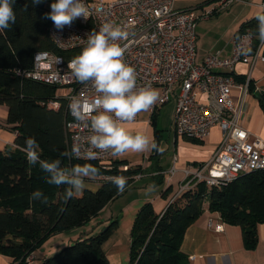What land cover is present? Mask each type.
I'll list each match as a JSON object with an SVG mask.
<instances>
[{
  "label": "trees",
  "instance_id": "16d2710c",
  "mask_svg": "<svg viewBox=\"0 0 264 264\" xmlns=\"http://www.w3.org/2000/svg\"><path fill=\"white\" fill-rule=\"evenodd\" d=\"M53 2L43 0L33 5L31 0H15L16 22L10 30L0 31V105L8 108L7 123L17 134L16 147L0 151V254L10 258L12 264H29V258L45 241L84 226L122 194L108 179L96 192L87 190L81 197L64 199L65 186L47 184L39 167L29 166L23 151L26 139L35 138L41 159H59L63 167L91 163L99 169V176L128 177L124 192L143 172L139 166L120 170L127 165L124 161L110 163L111 169H107L102 163L64 156L68 151L64 107L57 111L48 107L55 100L57 89L17 75L19 69L32 68L37 52L62 54L50 38L52 21L45 18ZM256 27L255 17L242 26L235 38L251 34L256 50L260 43ZM262 54L264 57V47ZM250 92L264 115V91L255 93L250 82ZM158 112L152 116L155 129ZM156 134L159 143L160 131L156 130ZM37 189L43 191L46 203L30 199ZM170 191L171 187L163 193V198H168ZM206 204L210 212L220 214L225 224L240 227L245 248L255 249L258 227L264 224V169L247 173L226 185L208 187L199 183L173 200L162 215L156 214L151 203L145 204L132 227L130 264H190L182 252V244L186 231L203 214ZM117 229L118 223L113 221L103 232L80 238L41 264H110L103 246Z\"/></svg>",
  "mask_w": 264,
  "mask_h": 264
},
{
  "label": "built area",
  "instance_id": "2783aa9c",
  "mask_svg": "<svg viewBox=\"0 0 264 264\" xmlns=\"http://www.w3.org/2000/svg\"><path fill=\"white\" fill-rule=\"evenodd\" d=\"M236 1L219 0L217 5L199 14L194 9H177L175 0H114L104 4L83 0L89 12L87 19L78 18L62 31H57L53 23L50 25V38L62 54L37 52L41 55L35 54L32 68L19 69L16 73L24 79L67 89L65 97L55 98L48 107L56 111L64 107L68 151L74 142H79L83 153L89 147L90 132L70 114L69 104L75 97L87 111L96 93L90 84L75 79L68 63L86 46L91 31H98L106 22L120 26L129 33L128 39L119 43L125 48V63L136 71L137 86L151 87L159 92V101L149 113L154 115L177 94L173 126L178 136L203 141L215 127L222 130L221 142L212 159L194 169H184L185 180L175 199L199 183L208 187L226 185L247 173L264 169V143L242 125L244 103L250 93V76L239 82L232 74L238 63L254 67L259 61L264 62V45L260 42L254 50L253 36L245 33L234 39L231 58L210 55L198 63L196 29L200 20L225 12ZM137 119L138 115L134 122ZM113 158L110 153H101L98 159L91 161L111 169L108 165ZM121 170L127 171L128 167ZM176 172L173 167L166 174L173 177ZM139 177L141 175L136 178ZM209 226H213L212 222Z\"/></svg>",
  "mask_w": 264,
  "mask_h": 264
},
{
  "label": "crops",
  "instance_id": "0c3cea01",
  "mask_svg": "<svg viewBox=\"0 0 264 264\" xmlns=\"http://www.w3.org/2000/svg\"><path fill=\"white\" fill-rule=\"evenodd\" d=\"M113 1L98 0V3L104 4ZM218 1L175 0V6L177 9H194L201 14L217 5ZM263 11L264 0H238L225 12L209 19L200 20L196 29V61L201 63L210 55H219L224 59L231 58L233 56L236 33L245 23L254 19ZM232 74L237 79L242 78L244 80L250 76L254 92L261 93L264 91V62L259 61L254 67L238 63L235 65ZM170 103L171 101L168 104ZM165 106L158 112L156 118L157 129L152 123L153 115L149 111L138 114L137 121L126 124V129L132 134L137 132L144 133L150 138L154 137L155 140L157 138L156 130L160 131L161 139L158 145L161 148L163 131L158 124V119ZM243 109L242 125L263 141L264 115L254 93L250 92L246 97ZM174 113L172 117L174 142L172 152L169 155V166H164L163 161L161 164V153L158 154L154 150L144 153H128L124 157H114L110 161V163L115 161L126 162L127 165L121 166L120 170L125 166L128 168L139 166L143 169L141 177L136 178L129 189L109 204L111 206V218L109 220L110 222L116 221L118 223V229L103 246L110 264H130L132 227L140 209L145 204L151 203L156 214L162 215L180 191V187L176 191L173 184L168 182L174 181V178L179 175L180 180L178 182L179 186H181L185 180L184 169H194L197 166L208 163L221 142L222 130L219 126L212 129L210 135L203 141L178 136L173 126ZM7 119L8 108L0 105V151L16 147L15 139L17 134L10 129ZM173 167L176 168L177 172L173 177H169L166 173ZM160 176L167 183L166 189L161 192L157 190L147 191L149 185L154 184L156 187ZM108 179V177H100L94 180H86L87 188L84 192L87 190L96 192L102 186V182ZM137 184L142 187L136 188ZM170 187L171 191L168 194V198H163V193ZM210 222L213 224L212 227L209 226ZM217 227L220 230H216ZM54 251L55 248L48 253L51 254ZM182 252L188 256L190 264H264V224L258 227L257 247L255 249H247L244 246L241 228L225 224L220 214L210 212L208 204H206L203 214L186 231ZM45 258H47V254L42 255L40 260ZM0 264H12V260L0 254Z\"/></svg>",
  "mask_w": 264,
  "mask_h": 264
},
{
  "label": "clouds",
  "instance_id": "9594fccd",
  "mask_svg": "<svg viewBox=\"0 0 264 264\" xmlns=\"http://www.w3.org/2000/svg\"><path fill=\"white\" fill-rule=\"evenodd\" d=\"M31 2L38 5L43 0ZM14 4L15 0H0V31L10 30L15 24ZM50 9L45 18L52 21L57 31H62L65 26L70 27L78 18L87 19L89 15L83 0H55L50 4ZM256 19L257 39L264 45V15H258ZM128 36L129 33L120 26L106 22L98 31L93 30L87 35L86 46L68 63V69L75 79L82 84H90L96 93L94 100L87 105V111L75 97L69 104L70 114L90 132L87 137L88 149L82 153L79 142H74L71 150L63 153L69 159L91 161L98 159L101 153H110L117 158L128 153L153 150L162 153L154 137L141 132L132 134L125 127L134 122L138 114L153 108L160 98L158 90L138 87L135 69L125 63V48L119 41L127 40ZM38 148L34 137L26 139L23 151L29 166H38L45 174L47 184L58 188L65 186L63 197L66 200L82 196L87 188L86 180H94L100 175L99 169L91 163L63 167L59 159H41ZM109 179L117 191L123 193L129 178L117 175ZM153 190L155 185H149L147 191ZM30 199L47 202L40 189L33 191Z\"/></svg>",
  "mask_w": 264,
  "mask_h": 264
},
{
  "label": "rangeland",
  "instance_id": "374dc122",
  "mask_svg": "<svg viewBox=\"0 0 264 264\" xmlns=\"http://www.w3.org/2000/svg\"><path fill=\"white\" fill-rule=\"evenodd\" d=\"M98 3V0H94ZM68 91L67 89H57L55 93L56 98H63L67 95ZM175 101V103H174ZM177 104V94L176 97L173 96L171 99V103L167 104L165 108H163L161 114L159 115L158 124L161 128L162 135H163V141H161V164L163 161L164 166H169L170 164V158L169 155L172 152L173 149V142H174V133L172 129V117L174 113V108ZM264 141V139H263ZM162 175V174H161ZM102 176H98L97 178H100ZM96 178V179H97ZM185 179V177H184ZM183 179V180H184ZM180 180L179 175H177L174 178V181L172 180V183L175 190L179 189V182ZM183 180H181L183 182ZM180 181V182H181ZM166 182L164 181L163 177L160 176L158 183L155 187V190L158 192H161L162 190L166 189ZM141 186L140 184L136 185V188H139ZM146 186V185H143ZM142 187V186H141ZM172 193V192H171ZM106 208V209H105ZM102 211V214H99L97 217L92 218L84 226L75 228L73 230H70L68 232H64L61 234L54 235L47 241H45L39 248H37L33 255L29 258L28 262L29 264H41L43 260H40L42 255L47 254V257H51L55 255L56 253L60 252L62 249L74 245L80 238H87L92 235L99 234L103 232L110 224V218H111V206H106ZM100 212V213H101ZM55 248L54 253H48L50 250Z\"/></svg>",
  "mask_w": 264,
  "mask_h": 264
}]
</instances>
